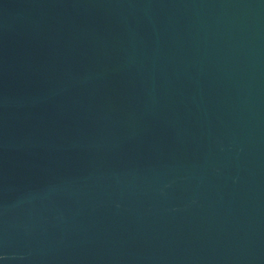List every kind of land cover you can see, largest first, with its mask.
I'll list each match as a JSON object with an SVG mask.
<instances>
[{"label": "water", "instance_id": "water-1", "mask_svg": "<svg viewBox=\"0 0 264 264\" xmlns=\"http://www.w3.org/2000/svg\"><path fill=\"white\" fill-rule=\"evenodd\" d=\"M0 264H264V0H0Z\"/></svg>", "mask_w": 264, "mask_h": 264}]
</instances>
